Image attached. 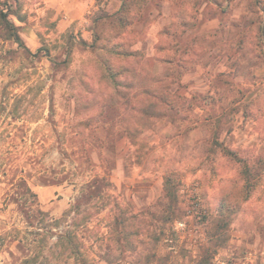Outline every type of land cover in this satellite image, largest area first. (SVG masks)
I'll return each mask as SVG.
<instances>
[{"label":"rangeland","instance_id":"obj_1","mask_svg":"<svg viewBox=\"0 0 264 264\" xmlns=\"http://www.w3.org/2000/svg\"><path fill=\"white\" fill-rule=\"evenodd\" d=\"M1 2L0 264H264V0Z\"/></svg>","mask_w":264,"mask_h":264},{"label":"trees","instance_id":"obj_2","mask_svg":"<svg viewBox=\"0 0 264 264\" xmlns=\"http://www.w3.org/2000/svg\"><path fill=\"white\" fill-rule=\"evenodd\" d=\"M0 0V4H1ZM7 10L0 13V18L2 20L3 26L9 36V38L17 44V46L20 49H23L26 54L30 55L33 58L38 59L39 53L41 51H38L37 53H32L25 45L20 33L19 28L9 19V16L12 14L11 9L6 5ZM92 47V46H91ZM239 162L243 163V169L241 171V176L244 177L246 180V185L244 186V189L246 190V199L250 197L251 190L255 189L257 187V183L254 182L255 180H258L261 178L262 174H264V158L259 157L257 158L252 164H249V162L244 160H239ZM68 235V234H67ZM76 238V237H75ZM60 239H63V241H66L68 245H71L73 243V238L70 239L69 236H61Z\"/></svg>","mask_w":264,"mask_h":264},{"label":"crops","instance_id":"obj_3","mask_svg":"<svg viewBox=\"0 0 264 264\" xmlns=\"http://www.w3.org/2000/svg\"><path fill=\"white\" fill-rule=\"evenodd\" d=\"M55 1H57L56 5L58 8H68L69 10H71L70 15L72 13V10L82 11L89 3L96 2V0H55ZM125 2L126 0H103L102 7L105 8V11L108 13V16H114L122 10ZM64 20L69 22L71 20V16L66 14ZM82 43L85 44L86 42L82 40Z\"/></svg>","mask_w":264,"mask_h":264}]
</instances>
